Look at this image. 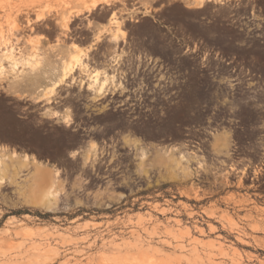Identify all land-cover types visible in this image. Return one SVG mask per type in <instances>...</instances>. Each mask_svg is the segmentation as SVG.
<instances>
[{"label": "rangeland", "instance_id": "1", "mask_svg": "<svg viewBox=\"0 0 264 264\" xmlns=\"http://www.w3.org/2000/svg\"><path fill=\"white\" fill-rule=\"evenodd\" d=\"M116 1L0 0V94L15 96L14 84L43 66L42 37L29 32L26 53L23 33L55 14L57 25L67 30L75 16ZM144 1L134 0L132 12H114L120 31L128 16L139 21L135 28L150 27L141 18L149 14ZM162 1L173 3L166 11L181 18L165 14L161 24L168 33L157 32L163 51L158 57L182 70L184 119L211 113L220 122L211 139L216 160L204 158L205 169L192 159L182 172L178 156L168 152L165 196L148 198L138 190L124 199L108 197L112 208L93 203L98 214L71 220L61 164L54 166L48 149L23 151L34 159L17 156L14 137L0 133V264H264V0L209 3L203 9L194 0ZM110 21L96 43L116 32ZM72 45L62 74L73 55L88 56ZM76 71L89 75V69ZM95 73L97 79L106 74ZM242 145L257 148L260 158L231 165L226 156ZM56 171L58 181L52 179ZM39 173L49 176L46 185L40 186ZM50 184L60 198L36 204V194Z\"/></svg>", "mask_w": 264, "mask_h": 264}, {"label": "flooded vegetation", "instance_id": "2", "mask_svg": "<svg viewBox=\"0 0 264 264\" xmlns=\"http://www.w3.org/2000/svg\"><path fill=\"white\" fill-rule=\"evenodd\" d=\"M144 2L149 14L141 18H147L151 28H135L139 21L128 16L124 18L126 40L119 44L111 45L108 39L96 43V36L101 27L108 26L114 12H132L134 0H117L94 13L79 14L64 31L53 18H47L48 23L38 22L27 32L42 37V41L60 37L65 47L73 43L87 47L83 64H87L89 75L76 69L72 76L63 77L61 64L55 76H34L31 83H22L20 78L18 90L29 92L0 94L4 122L0 133L14 137L20 150L17 156L24 158L26 154L32 159L34 154L23 151L48 149L54 166L61 164L59 170L68 190L65 214L71 220L90 216V212L98 214L92 208L99 206L93 203L112 208L108 197L124 199L138 190L148 198L165 196L168 152H174L175 157L188 152L216 160L211 139L220 122L211 113L184 119L182 70L158 57L163 51L157 32L168 33L167 26L161 24L165 14L170 19L181 17L166 11L173 3ZM95 71L108 76L97 79ZM52 89L54 92L46 96ZM258 158V149L245 145L235 146L226 156L231 165ZM41 161L53 165L50 159ZM126 203L128 200L122 204Z\"/></svg>", "mask_w": 264, "mask_h": 264}, {"label": "bare ground", "instance_id": "3", "mask_svg": "<svg viewBox=\"0 0 264 264\" xmlns=\"http://www.w3.org/2000/svg\"><path fill=\"white\" fill-rule=\"evenodd\" d=\"M194 3H195V8L196 9H203L204 6H205V4H208V1L207 0H194ZM94 4L95 3H93V5ZM110 23L113 26H115V28H117V30L114 33V35L112 34V36L110 38L111 42L118 43L119 40H124L125 33L122 32V31H120V28H119L120 27V22L117 20V18L115 17V15L112 16ZM72 47L75 50H78L79 49L77 45H74V43H73ZM86 58H87V54H82L81 53L79 55H73L70 58L68 64L63 69V77H67V76L71 75L76 69L86 70L87 69V66H86L87 64L86 65L83 64V62H84V60ZM99 74L98 73H95L94 76L97 77V76H99ZM104 77H106V74H104ZM53 92H54L53 89L52 90H49V91L46 92L45 95L46 96H50ZM177 156H178L179 170L182 171V172H188L189 171V162L192 159H194V160H196V159L197 160H201L200 162L197 163V166L199 168H205V159H204L203 156L198 157L195 153H193V154L191 153L190 154L188 152H180ZM24 159L25 160H28L29 157L25 154ZM32 159H34V157H32ZM58 174H59L58 171H56L53 174L52 179L54 181H58ZM48 177H49L48 175H43V174L39 173V179L38 180L40 182V186L47 184ZM53 184H50L47 187L46 190H42L41 189V191H39V193L36 194V196H35V203L36 204H38V205H45L46 204V201H50V202L51 201H56L57 198H60L61 192L57 191L55 189V187H54Z\"/></svg>", "mask_w": 264, "mask_h": 264}, {"label": "crops", "instance_id": "4", "mask_svg": "<svg viewBox=\"0 0 264 264\" xmlns=\"http://www.w3.org/2000/svg\"><path fill=\"white\" fill-rule=\"evenodd\" d=\"M58 15L61 16V13H59ZM47 18H53L54 20L59 19L56 16V14L53 15L52 17H47ZM28 36H30L29 32L22 34V46L25 47L26 53H28L30 50L28 45L25 43ZM49 47H53V51H51ZM42 48L44 50V60H43V66H42L43 71L41 70L37 74H27L23 76L22 83L24 82L31 83L29 79H31L34 76H37V77H45V76H51V75L55 76L56 71H58L57 73H59L62 60H67L68 57L74 52L73 49H71V47H65L62 44V42H58V40H53V38L52 39L50 38V40L48 41H42ZM81 48L85 49L87 47L83 46ZM17 84L18 83L14 84V88H12L14 92H21V93L29 92L28 90H24V89L18 90Z\"/></svg>", "mask_w": 264, "mask_h": 264}, {"label": "built area", "instance_id": "5", "mask_svg": "<svg viewBox=\"0 0 264 264\" xmlns=\"http://www.w3.org/2000/svg\"><path fill=\"white\" fill-rule=\"evenodd\" d=\"M208 4L209 3H214V4H221V5H229L231 0H207ZM237 5H239V1L237 0Z\"/></svg>", "mask_w": 264, "mask_h": 264}]
</instances>
